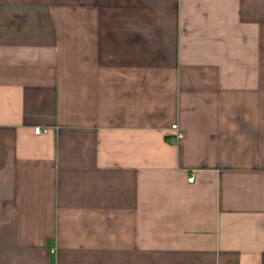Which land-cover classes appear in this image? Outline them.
Here are the masks:
<instances>
[{
  "label": "crops",
  "instance_id": "0c3cea01",
  "mask_svg": "<svg viewBox=\"0 0 264 264\" xmlns=\"http://www.w3.org/2000/svg\"><path fill=\"white\" fill-rule=\"evenodd\" d=\"M0 264H264V0H0Z\"/></svg>",
  "mask_w": 264,
  "mask_h": 264
},
{
  "label": "built area",
  "instance_id": "2783aa9c",
  "mask_svg": "<svg viewBox=\"0 0 264 264\" xmlns=\"http://www.w3.org/2000/svg\"><path fill=\"white\" fill-rule=\"evenodd\" d=\"M171 128H172V129H176V125L171 126ZM33 132H34V134L38 135V134H40V133H44V132H46V130H42V129L39 128V127H35V128L33 129ZM180 137H181V134H180L179 132H176V134H175V138H180ZM188 180H189V181H192V178H189Z\"/></svg>",
  "mask_w": 264,
  "mask_h": 264
}]
</instances>
